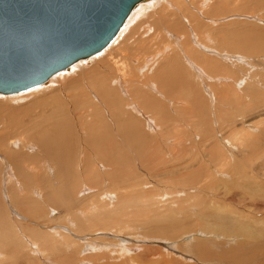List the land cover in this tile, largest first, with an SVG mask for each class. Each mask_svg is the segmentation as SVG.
Instances as JSON below:
<instances>
[{"label": "bare ground", "instance_id": "1", "mask_svg": "<svg viewBox=\"0 0 264 264\" xmlns=\"http://www.w3.org/2000/svg\"><path fill=\"white\" fill-rule=\"evenodd\" d=\"M239 6L249 13L247 17L256 21H260L258 18L261 15L257 13H264V0L142 1L133 8L123 23V25L129 23L124 32L119 34L121 27L105 48L92 55L94 57L108 50L102 59H87L92 56L80 59L67 70L50 77L45 83L17 93L0 94V168H2L0 170V264H17L19 254L23 256L20 257L22 260L23 258L30 260L33 254L35 255L33 257L42 255V258L43 256L51 258L49 253L53 255V262L58 264V254L62 250H69L75 235L89 236L100 228L103 231H113V235L125 234L128 231V234L135 232L136 224L117 222V220L128 216L126 206L131 200L142 196L148 199L149 203L154 204L155 196L152 195L151 190L147 191L150 182L139 179L140 169L147 174L154 172L155 177L163 176L164 172H157L155 169L157 161L155 157L149 155L150 146L153 144L156 147H164L170 154H176L178 145L183 143L178 137L181 113L198 103V101L194 103L196 87L184 85L186 83L180 71L177 72L170 66L169 60L172 57L176 58V51L171 55L173 47L170 49L165 47L160 36L165 34L169 40L172 38L173 46L176 45L177 50H182L184 46V52L195 61L197 53H193L192 47L189 48L191 50L187 48L190 45L189 35L193 38L195 47L207 49L204 44L212 45L215 42L211 34L204 31L205 29H202L204 32L200 31L199 26L203 25L202 20H204L199 19L200 15L207 13L209 17H220L223 10H231L234 13ZM139 7L141 9L139 14H133ZM181 21L187 25L184 32L178 28V23ZM197 27L201 32L200 37L196 35ZM115 43L121 46L114 49ZM235 47H232L235 53L228 52L229 59L235 57L241 61L242 56L249 59L255 57L253 56L255 52L243 55L242 50ZM124 52H132L129 58L126 54L127 60L131 61L129 64L122 62L125 59ZM257 53L261 57L264 56L259 51ZM157 62L161 66L150 74L151 66ZM249 62L247 60L243 64L248 66ZM202 67L205 72L210 69L209 65ZM192 71L196 76L195 80L201 76L206 77L207 80L209 78L205 76L207 73L204 74L201 70L193 68ZM199 80L198 78L197 81ZM190 81L193 82V79L190 78ZM216 81L220 83V80ZM184 87L186 90L183 92ZM229 90L227 91L230 93ZM25 99L32 103L21 108L23 105L19 103ZM206 104L207 106H204L208 108V103ZM197 113L199 116L202 114ZM204 124L207 125L206 122ZM169 142L172 149L167 148ZM65 145L68 147L65 148ZM213 148L218 150L216 147ZM183 149L181 151H184ZM220 152L213 158V162L222 172L227 170L226 167L230 164L229 158ZM210 153L214 154V151L211 150ZM133 159L137 162L139 160L140 169L135 166ZM252 179L257 185L258 179ZM83 187L87 189L84 193L91 194L84 198L87 202L82 201L81 198ZM96 190H99L101 195L98 197V202L94 196L92 197ZM2 194L10 212H14L15 219L6 214ZM106 200L108 203H105ZM22 210L27 211L24 219L33 221L34 223L28 224L31 226L35 224V230H28L26 222H21ZM50 210L55 212L56 218L64 221L63 225L60 222H47ZM42 218L45 221L39 222ZM225 231L233 234V230ZM22 234L26 238L22 237ZM233 240L229 236L227 242ZM203 246L196 248L193 246V248L206 254ZM87 248L83 251L85 259L82 258L83 261L78 264H89V262L98 264L99 258L102 257L101 261H107V255H111L113 251L111 250V253L105 251L107 255L102 256V252H99L101 255L95 253L98 252L96 246L89 243ZM92 249L95 250L94 253L90 255L85 253L91 252ZM76 250L79 252V249ZM188 251L190 250L187 249ZM113 252L117 254V251ZM202 255L199 256L203 257ZM234 256L229 259L232 260ZM86 258L88 261H85ZM63 261L61 262L64 263Z\"/></svg>", "mask_w": 264, "mask_h": 264}, {"label": "rangeland", "instance_id": "2", "mask_svg": "<svg viewBox=\"0 0 264 264\" xmlns=\"http://www.w3.org/2000/svg\"><path fill=\"white\" fill-rule=\"evenodd\" d=\"M140 10L139 7L133 14L138 15ZM206 14L200 15L199 19H204L202 20L204 28L202 26H199V28L202 32L210 33L215 42L212 45L210 43L204 44L203 42L207 49L195 47L193 38L189 35L188 40L191 46L189 45L187 48L192 47L193 53H197L195 61H192L184 52V46L182 50L180 49L181 51L177 50L176 45L173 46L172 38L169 40L165 34L160 36L165 47L169 49L173 47L171 55L176 51V58L172 57L169 60L170 66L175 71H180L179 73L184 78V83H186L184 85L196 87L194 103L196 101L198 103L196 102L193 106H198H192L193 108L185 109L186 111L183 110L181 113V122L178 129H183L177 130L178 137L183 143L180 146L178 145V154L177 152L176 154H170L164 147H156V145L151 144L149 155L155 157L158 162H156L157 166L155 169L157 172H164L163 176L155 177L154 172L147 174L140 169L141 163L139 160L137 162L133 159L135 166L140 169L139 179L150 182L147 191L151 190L152 195L155 196L154 204L149 203L148 199L142 196L131 200L126 206L128 216L118 218L117 222L136 224L134 226L135 232L132 231V234L131 232L128 234V231L125 234H114V236L113 231H103L101 228H98L99 230L96 228L98 231L89 236L85 234L75 235L72 238L73 241L69 250H62L58 254V264L81 263L83 261L82 258L85 259L83 251L88 249L89 243L96 246L98 252L92 249L91 252H85L87 255L94 252L98 254L102 252V256H106L105 251L107 253H111V250L117 251V254L112 251L111 255H109L113 259L107 255V261L104 258L106 262L101 261L103 257L99 258L98 264H104V262L106 264H205L206 262V264L210 262L212 264H264V56L261 57L257 53L259 51L260 54L264 55V23L262 22L264 21V13H257L258 15L261 14L258 18L260 21L247 17L249 13H246L241 6L234 13L231 10H223L220 17H209ZM209 21H213L212 25ZM184 23L182 21L178 23V28L181 32L186 30L187 25L185 23L184 26ZM128 24L125 23L122 26L119 34L124 32ZM199 28L197 27L196 35L200 37ZM202 29L205 30L203 31ZM223 35L225 38L222 37ZM199 41L201 40L199 39ZM119 46L121 45L115 43L113 48H119ZM232 47L241 49L242 53H244L243 55L255 52L256 54L253 55L255 57L249 59L242 56L243 60L241 61H238L235 57L229 59L227 57L228 52L235 53ZM178 48H180V45ZM106 52L108 50L87 59H102ZM130 53L132 52H124L125 59L122 60L123 63L129 64L131 62L130 59L129 61L127 60V56L128 58L131 57ZM247 60L250 62L248 66H245L243 63ZM158 62L156 63L157 65L151 66L150 74L161 66ZM240 63L243 65H239ZM204 65L210 66L208 72H205L202 67ZM193 68L201 70L204 74L207 73L205 76L210 78H208L209 81L204 76V79L201 76L195 80L196 76L194 73L192 74ZM186 70H189V72ZM211 71L212 73H210ZM148 76L150 75L148 74ZM190 78L191 80L193 79V82L190 81ZM198 78L200 83L197 81ZM216 80H220V83L218 84L217 82L219 81ZM229 87L233 88V90ZM238 87L241 89L238 90ZM182 90L184 92L186 90L185 87ZM233 91L235 92L233 93ZM204 92H207V94ZM211 98H214L215 101L213 102L214 99ZM31 103L30 100L25 99L19 105H23L21 108H25ZM206 103H208L209 109L204 106H207ZM198 107L199 111H197ZM197 112L204 115L200 114L199 116ZM199 120H201L200 123L202 122V125ZM66 147L68 145H65ZM213 147L218 148V150ZM167 148L172 149L170 142ZM182 149L184 151H181ZM211 150L214 151V154L210 153ZM218 152L229 158L230 165L225 166L227 170H222V172L218 170L219 168L213 162V158L217 157ZM252 178L258 179L257 185L252 182ZM1 186H3L2 182ZM81 190L83 193V195H81L82 193L80 194L82 201H85L84 198L91 194L84 193V191H87L85 187ZM89 192L91 193V190ZM99 193V190H96L92 194L96 202L99 201L98 197L101 196ZM3 194L5 212L10 215V218L15 219L14 212L12 211L11 213L10 208L4 202L6 200ZM5 195L7 194L5 193ZM105 203H108V201ZM102 204L104 202L101 203V206ZM22 212H19L22 216L21 219H23L21 222H26L28 230H35V224L33 226L28 224L34 222L24 219L27 211L22 210ZM111 215L114 216V214ZM47 218V222L64 224L61 218H56L55 212L52 210L49 211ZM42 220L44 218L39 222H42ZM137 220L140 222L137 223ZM9 223L8 221V226ZM229 229L233 230V236L231 232L230 234L226 233L225 230L229 231ZM228 235L234 240L227 242ZM22 237H25L24 234H22ZM88 238L93 239V241L91 239V241L88 240ZM109 241L112 242L111 247L114 246L113 249L110 247ZM74 243L78 245L83 243V247L77 244L74 245ZM198 243L200 244L198 245ZM108 246L109 248H107ZM193 246L194 248L203 246L202 248L205 249L206 254L198 252ZM76 249H79V252ZM187 249L190 251L187 252ZM121 254L123 255L120 256ZM48 255H51V258L48 256H43L42 258V255L33 257L35 256L33 254L31 257L29 256L30 260L24 258L22 260L23 256L19 254L17 264H27V262L29 264H55L52 260V253ZM199 255H202L204 259ZM229 255L235 256L231 260ZM226 256L229 257L227 258ZM108 258H110V261ZM114 258H116V261ZM85 261H88V259L86 258ZM89 264L91 263L89 262Z\"/></svg>", "mask_w": 264, "mask_h": 264}, {"label": "water", "instance_id": "3", "mask_svg": "<svg viewBox=\"0 0 264 264\" xmlns=\"http://www.w3.org/2000/svg\"><path fill=\"white\" fill-rule=\"evenodd\" d=\"M145 0H0V94L33 88L105 48Z\"/></svg>", "mask_w": 264, "mask_h": 264}]
</instances>
